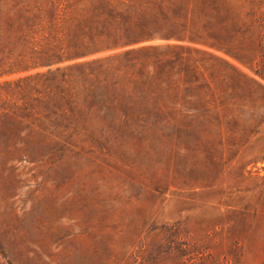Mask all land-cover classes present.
Wrapping results in <instances>:
<instances>
[{"label": "rangeland", "instance_id": "obj_1", "mask_svg": "<svg viewBox=\"0 0 264 264\" xmlns=\"http://www.w3.org/2000/svg\"><path fill=\"white\" fill-rule=\"evenodd\" d=\"M165 1L79 0L65 26L88 31L93 10L136 34L174 27L188 36V1L174 0V10ZM14 3L0 0V11L12 14ZM239 11L222 4L215 26L243 61L159 37L77 60L152 43L189 47L171 50L172 66L152 93L170 107L168 123L129 133L85 108L88 126L74 132L47 125L21 141L25 131L14 129L15 155L1 148L10 130L1 125L0 264H264V80L253 67L256 38L235 28ZM45 70L4 75L0 84Z\"/></svg>", "mask_w": 264, "mask_h": 264}, {"label": "trees", "instance_id": "obj_2", "mask_svg": "<svg viewBox=\"0 0 264 264\" xmlns=\"http://www.w3.org/2000/svg\"><path fill=\"white\" fill-rule=\"evenodd\" d=\"M14 1L15 12L0 11V77L46 70L0 84L3 96L0 98V128L5 121L10 126L1 148L10 155L19 154L21 150V144L11 143L16 133L14 129L25 131L22 136L18 135L21 141L38 137L39 130L48 131L47 125L55 133L70 132L72 128L74 132L76 126L87 125L85 108L89 115L101 113L109 124L125 125L129 133L142 126L170 122V107L158 96L159 92L156 99L152 93L160 82L159 77L167 75L172 66L171 50L189 47L152 43L105 57L77 60L159 37L188 38L243 61L232 50L231 35L215 26L222 4L240 7L235 28L237 31L244 28L243 33L250 32V36L256 38L259 60L253 67L255 74L264 80V0H243L242 3L239 0H187L182 16L189 20L188 36L174 27L161 35L136 34L127 24L117 22L115 16L102 17L93 10L95 26L80 34L65 26L76 15L79 0ZM166 4L173 10L176 6L174 0H167ZM245 4L249 5L245 7ZM58 14L64 15V19ZM163 18L169 21L167 15ZM64 63L67 64L62 65ZM191 72L194 73L193 69ZM60 121L64 129L58 125ZM30 133L35 135L30 136Z\"/></svg>", "mask_w": 264, "mask_h": 264}]
</instances>
